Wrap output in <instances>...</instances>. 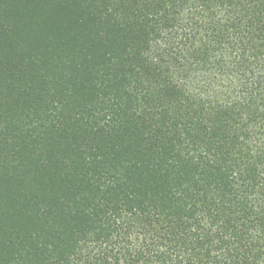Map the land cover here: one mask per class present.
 Returning a JSON list of instances; mask_svg holds the SVG:
<instances>
[{
    "label": "trees",
    "instance_id": "trees-1",
    "mask_svg": "<svg viewBox=\"0 0 264 264\" xmlns=\"http://www.w3.org/2000/svg\"><path fill=\"white\" fill-rule=\"evenodd\" d=\"M0 264H264V0H0Z\"/></svg>",
    "mask_w": 264,
    "mask_h": 264
}]
</instances>
